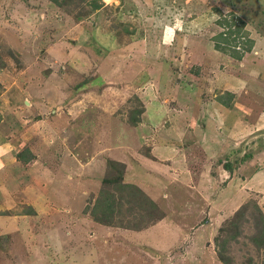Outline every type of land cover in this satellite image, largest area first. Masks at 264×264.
<instances>
[{
  "label": "rangeland",
  "instance_id": "obj_1",
  "mask_svg": "<svg viewBox=\"0 0 264 264\" xmlns=\"http://www.w3.org/2000/svg\"><path fill=\"white\" fill-rule=\"evenodd\" d=\"M0 63V264H262L264 0H0ZM118 170L161 217L95 219Z\"/></svg>",
  "mask_w": 264,
  "mask_h": 264
},
{
  "label": "trees",
  "instance_id": "obj_2",
  "mask_svg": "<svg viewBox=\"0 0 264 264\" xmlns=\"http://www.w3.org/2000/svg\"><path fill=\"white\" fill-rule=\"evenodd\" d=\"M98 6L95 5V8ZM217 26L222 28V32L218 33L212 38L213 47L216 51L228 54L229 56L240 59L241 55L235 52V48H239L243 51L250 50L251 43L249 40H245L246 32H245V24L244 21L236 16H231L227 18V16H220L215 23ZM1 65V63H0ZM224 103V102H223ZM227 105V103H224ZM138 117L131 118L130 121L133 125H136L139 122V117L141 115L140 111L135 112ZM135 114V115H136ZM34 155L31 153L29 149H25L22 152L17 154V159L21 162H29L32 160ZM113 164V161L108 162V167L110 168ZM120 165V164H119ZM123 168V166H121ZM227 168L229 165L226 166ZM122 170V169H121ZM104 188L99 193L98 198L95 199L94 207L92 209V214L95 216V219L102 224L112 225L117 223L116 217H121L125 214V204L127 203L128 210L130 207L135 204L138 207L139 211H143L146 213L141 214V218L152 217L153 211H158L159 216H162V213L159 211L157 206L151 199H149L143 191H141L136 185L133 184H123L122 182V172L118 170L116 175H111L110 178L104 179ZM111 188V189H109ZM119 201L115 202V199ZM256 212L258 213L259 218V226L256 229L255 237L252 239L254 244L263 251V259L262 264H264V215L261 210L255 206ZM96 211H102L104 215L102 218H98L95 214ZM236 214L232 217V221L230 220V227H234L236 225V219L239 218ZM140 226V225H139ZM135 227V226H133ZM138 227V226H137ZM236 233L228 234L227 238L222 241L221 249L218 252V256L220 261L223 264H229V259L224 256L225 246L228 243V239H235Z\"/></svg>",
  "mask_w": 264,
  "mask_h": 264
}]
</instances>
